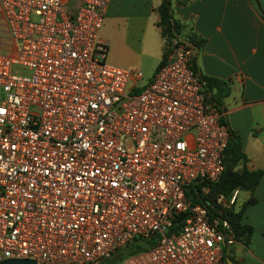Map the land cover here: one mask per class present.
Masks as SVG:
<instances>
[{"label": "built area", "instance_id": "1", "mask_svg": "<svg viewBox=\"0 0 264 264\" xmlns=\"http://www.w3.org/2000/svg\"><path fill=\"white\" fill-rule=\"evenodd\" d=\"M67 1L0 0V260L98 264L156 233L150 264H218L231 239L185 193L220 175L229 133L194 46L172 35L137 88L139 71L105 60L110 0Z\"/></svg>", "mask_w": 264, "mask_h": 264}, {"label": "crops", "instance_id": "2", "mask_svg": "<svg viewBox=\"0 0 264 264\" xmlns=\"http://www.w3.org/2000/svg\"><path fill=\"white\" fill-rule=\"evenodd\" d=\"M159 2L110 0L98 32L106 42L105 60L110 51L107 62L132 70L141 68L138 80L144 78L139 85L136 84L137 88L151 78L171 37H161L155 25ZM258 2L264 12V0ZM77 4L78 0L67 1L70 9ZM170 9L172 19L177 23L175 35L183 39L193 37L198 42L192 59L196 73L220 78L229 85V92L222 99L223 115L228 127L238 136L246 157L245 168H262L264 20L258 16L250 0H172ZM8 48L9 39L0 12V49ZM232 196L234 209L248 198L254 199L245 205L241 215L240 221L250 227L248 241L242 245L256 264H264V172L251 192L238 190ZM121 248L106 259L117 256ZM134 258L132 264H150L143 253L140 258ZM222 262L231 264L221 257L218 264ZM116 264L124 263L118 261Z\"/></svg>", "mask_w": 264, "mask_h": 264}, {"label": "trees", "instance_id": "3", "mask_svg": "<svg viewBox=\"0 0 264 264\" xmlns=\"http://www.w3.org/2000/svg\"><path fill=\"white\" fill-rule=\"evenodd\" d=\"M171 1L172 0H160L156 7L158 18L155 25L159 28L160 36L164 39L169 38L177 32V23L172 19L171 15ZM176 1L182 2V0ZM250 2L258 16L264 20V12L258 0H250ZM186 40L194 47H197L198 42L193 37H188ZM165 54L166 50L158 65L164 61ZM191 68L196 72L193 63ZM197 76L202 84L206 102L221 114L220 121L227 127L229 136L222 157L223 168L220 175L214 181L193 180L188 185L185 195L191 203H200L204 205L208 209L210 217L216 216L220 219L219 228L231 239L229 243L224 241V245L222 246V258L228 259L231 264H237L233 256L229 254V249L225 253V248L227 245H231L234 240L243 244L247 243L250 227L240 220L245 205L252 203L254 199L251 197L248 198L237 209L233 207L225 209L221 215L217 214L216 208L220 200L229 201L234 191L245 190L251 192L260 175L264 172V166L255 170H247L245 168L246 157L240 148L238 136L228 127L223 115L222 99L229 92L228 83L220 78L212 76L202 74H197ZM210 205L214 208L210 207ZM180 225L181 223L176 224L174 220H172L165 234L167 236L176 234ZM158 237L159 235L155 233L147 238H133L125 245L129 244L135 252H146L155 243ZM117 262L118 260H111L108 264H116Z\"/></svg>", "mask_w": 264, "mask_h": 264}, {"label": "rangeland", "instance_id": "4", "mask_svg": "<svg viewBox=\"0 0 264 264\" xmlns=\"http://www.w3.org/2000/svg\"><path fill=\"white\" fill-rule=\"evenodd\" d=\"M109 53H110V51L107 52V57H106L107 61L109 60ZM135 69L142 74L141 68L135 67ZM143 78H144V76L142 77V79L138 80V82L136 84L139 85L142 82ZM129 84H130V82L128 83V85ZM233 194H234V192H233ZM210 207L214 208L211 205H210ZM231 207H232V203L222 199V200H220L218 202V205H217V208H216V212H217V214L221 215V214H223V211L225 209H229ZM225 249H226L225 253L229 249V254L231 256H233V259L236 261L237 264H251V263L256 264L254 259L252 257H250L249 255H247L246 248L239 241H235L234 240L232 242V244L231 245H227ZM119 251L120 252H119V254L117 256L113 257L112 259L110 258V259L102 260L98 264H108V262L111 261V260L123 261L124 264H132L131 260L135 259L134 256H137V257L140 258V254L143 253V256L146 257L147 256V252H148V251H146V253L144 251L135 252L134 250H132V248H131V246H129V244L123 246ZM222 264H227V263H223L222 262Z\"/></svg>", "mask_w": 264, "mask_h": 264}, {"label": "water", "instance_id": "5", "mask_svg": "<svg viewBox=\"0 0 264 264\" xmlns=\"http://www.w3.org/2000/svg\"><path fill=\"white\" fill-rule=\"evenodd\" d=\"M184 214L179 213L178 216L174 219V222L178 224L183 218ZM0 264H36L33 259L26 258H5L0 260Z\"/></svg>", "mask_w": 264, "mask_h": 264}]
</instances>
